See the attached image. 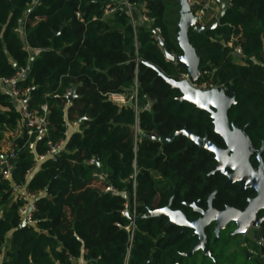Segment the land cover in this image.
<instances>
[{
    "label": "trees",
    "instance_id": "trees-1",
    "mask_svg": "<svg viewBox=\"0 0 264 264\" xmlns=\"http://www.w3.org/2000/svg\"><path fill=\"white\" fill-rule=\"evenodd\" d=\"M111 2L0 0V78L10 80L27 70L15 86L28 89L30 111L41 114L47 106V133L28 135L18 103L0 85V155L15 153L9 157L10 179L0 164V264H125L129 249L127 264H177L198 238L180 234L167 218H144L133 224L131 242L124 229L132 223L122 215L125 205L130 200V212L140 215L165 205L172 193V204L179 207L183 195L203 201L206 193L221 189L220 176L205 183L203 174L215 163L208 152L198 159L197 147L187 146L185 136L166 144L153 138L184 128L200 136L213 133L210 114L181 101L179 89L145 64L176 80L188 74L186 65L166 59L155 38L159 29L169 52L182 54L176 38L180 2L127 0L135 25L126 9L105 16ZM137 12H145L149 21H138ZM24 19L23 38L16 28ZM189 40L200 58L198 83L235 91L229 116L259 146L264 139V0H229L218 26L206 35L191 31ZM235 46L241 47L242 60L233 56ZM134 91L138 96L132 104L120 106L108 98ZM60 142L62 148L49 156ZM41 155L46 157L38 162ZM14 185L36 195L34 223L21 226L26 199H12ZM260 233L263 237L264 222ZM207 249L215 260L196 251L178 264L223 260L221 248L210 244ZM253 261L261 262L259 256Z\"/></svg>",
    "mask_w": 264,
    "mask_h": 264
},
{
    "label": "water",
    "instance_id": "water-1",
    "mask_svg": "<svg viewBox=\"0 0 264 264\" xmlns=\"http://www.w3.org/2000/svg\"><path fill=\"white\" fill-rule=\"evenodd\" d=\"M180 2L179 9V33L178 44L182 50V54L175 55L169 52L163 39L159 37V43L164 49L165 57L168 61L181 63L188 67V77H183L180 80L172 79L168 77L158 66L145 62L148 66L152 67L160 77H162L173 88L179 89L181 92V101H188L192 103L197 109L208 111L213 118L214 130L217 134L221 135L227 146L226 149L220 147L217 143L210 141L207 137H201L188 129H182L180 131L175 130L167 137H159V135L153 137L159 139L163 144L173 141L178 136H185L188 138V145H197L199 147L198 158L201 155L202 150L209 151L215 155L218 164L213 167L212 172L221 171L228 178V183L237 181L242 187L240 190H244L248 187L256 189L258 196L250 199L247 208L241 211L234 207H227L224 211H217L212 206L210 200L208 209H200L199 212L203 215L202 218L189 220L185 213L181 210H173L169 203L163 208L150 209L145 214L134 216L128 213L127 216L138 222L144 218H161L166 217L169 220V225L180 228L179 233H185L186 230L196 228L193 235L198 238L191 251L181 253L178 263L183 257H191L196 251H202L204 256H209L214 259V255L207 249L206 243L208 241L204 228L207 225H211L212 221L218 223L215 233L218 238L219 230L224 224L233 220L237 225L235 234H245L248 227L253 224L255 226L261 222L262 219H257L256 214L259 209H264V162L261 158L264 145L260 149L256 150L253 142L246 134L244 128H239L234 122L230 124L228 118V112L236 104V93L233 90L231 94L225 92L223 88H210L200 89L193 86L198 82L201 77L200 58L196 53L194 47L191 46L189 40V34L193 31L196 34L206 35L209 31L215 29L222 18L225 16L228 10V1H221V11L217 16L208 24L202 25L197 19V16L193 8L189 5L187 0H178ZM32 61V58L31 60ZM128 104H132L128 102ZM232 152L231 156L228 153ZM255 153L259 155L260 160L259 174H257L250 163V157ZM1 160L6 161L7 155H0ZM247 177L244 180L242 177ZM261 182L252 183L253 180H259ZM213 195L210 197L212 198ZM186 204V203H185ZM189 206H196V203L189 204ZM131 205L129 206L130 211ZM26 224V217L22 218L21 226Z\"/></svg>",
    "mask_w": 264,
    "mask_h": 264
},
{
    "label": "built area",
    "instance_id": "built-area-1",
    "mask_svg": "<svg viewBox=\"0 0 264 264\" xmlns=\"http://www.w3.org/2000/svg\"><path fill=\"white\" fill-rule=\"evenodd\" d=\"M189 5L193 8L198 21L200 22V24L202 25H206L205 22V16L206 13L208 12V10L211 9V5L209 1H205V2H199V0H187ZM229 2V0H228ZM126 9V13L131 16L132 19V5L130 3L127 2V0H112L111 3H108L104 9V15L105 16H109L111 14H113L115 11H122ZM77 16L80 17V13L77 12ZM25 20L21 21L20 26L18 28H16V31L24 38L25 37V28H24V24H25ZM142 20L143 21H149V18L146 16L145 12L142 13ZM133 22V19H132ZM135 25V23H133ZM159 34L160 31L159 29H156L155 31V38L157 40H159ZM232 54L235 58H237L238 60H242L243 58V54H242V49L240 46H235L233 47V51ZM27 73V70L25 69H21L17 76L13 79L7 80V79H2L0 78V85H7L8 86V91L9 93H11L12 97L15 99V101L18 103L21 114H22V118H23V122L25 123V127L28 130V135H31L32 133H35L37 135V137H41L44 134L47 133V128H46V113H47V106L44 105L42 106L43 109V113H39L38 111H30V109L28 108V103L26 100V95L28 93V89L21 91L20 89H18L15 86V82L23 77L25 74ZM183 77H188V74H184L182 76ZM193 86L195 88H200L203 90L206 89H210V88H223L225 90L226 93H228V88L224 87V86H217V85H212V84H207V83H194ZM67 94L70 96L72 95V91L69 90L67 92ZM137 92L134 91L129 97L124 95V94H118V93H109L108 94V98L110 100H112L113 102L117 103L118 105L122 106L128 102H131L132 100L137 101ZM72 125L75 126L77 125V122H72ZM62 142L54 145L51 148V151L48 153L49 156H54L61 148H62ZM29 148L34 150V144L30 143L29 144ZM15 156V153L13 150H11V152L9 153V155H7L8 159L6 161H3L0 159V164L2 166H4L6 169L4 170V177L6 179H10V175H11V171L13 169V166L9 160V157L13 158ZM45 155H41L37 158V161H42L45 159ZM91 163H93L94 161H90ZM135 185V182H134ZM106 190L111 191L113 190L112 188L108 187ZM11 197L13 200H17V199H26L25 204L20 208V214L22 215V217H26V223H34V221L32 220V211L35 210V194H32L28 191H26L25 189H23L21 186H17L14 185L13 186V190L11 193ZM128 203V202H127ZM131 204L128 203L125 205V209L122 211V215L127 216L128 213H131L129 211V206ZM134 216H138L135 212L131 213ZM135 221L132 220V223L130 225H126L124 226V229L127 230L130 234V241L132 242L133 240V227ZM256 247L258 248V253L257 256H259L260 258V264H264V236L259 237L256 240ZM251 254H254L253 251L250 252ZM129 255H130V249L128 250L127 253V258H126V263L129 259ZM74 262L76 264H84L82 261L80 260H74Z\"/></svg>",
    "mask_w": 264,
    "mask_h": 264
},
{
    "label": "flooded vegetation",
    "instance_id": "flooded-vegetation-1",
    "mask_svg": "<svg viewBox=\"0 0 264 264\" xmlns=\"http://www.w3.org/2000/svg\"><path fill=\"white\" fill-rule=\"evenodd\" d=\"M208 113L210 114V118H211V121L213 124V118L211 116V113L210 112H208ZM228 118H229L230 124L234 122L239 128L245 129V126H239L236 123L235 119L230 118L229 112H228ZM184 129H187V128H184ZM245 132H246V130H245ZM246 134L248 135L247 132H246ZM201 137H207L210 141L217 143L223 149L227 148L225 141L222 138V136L215 132L214 124H213L212 136L209 137L208 135H204ZM249 138H250V136H249ZM251 141H252V139H251ZM188 142H189V140H188ZM193 145L197 147V155L196 156L198 158L199 147L195 144H193ZM262 145H264V139H262L261 144L259 146H256L254 144L256 150L260 149ZM187 146H188V143H187ZM205 152H208L209 155L212 156L213 161L215 162L211 165V168L209 169V171L206 172L205 174H203L204 178H205V183H207L212 176L215 178H216V176H220L219 180L222 181L221 189L214 188L212 191L206 193L203 196L204 197L203 201L199 197L194 198L191 201H188V200H186L185 195H183L179 207H175L172 204L173 199H174V198H172L170 207L173 210L183 211L189 220L202 218L203 215L199 212V210L200 209H204V210L208 209L210 200L212 202L213 208H215L217 211H220V212L224 211L227 207H234V208H237L241 211H244L249 204V200L258 196V191L256 189L251 188V187H248L244 190H240L242 186L237 181H233L232 183H228L229 178L224 173H222L221 171H218V170L215 172H212L213 167H215L218 164V161L216 160L215 155L209 151L202 150L201 155L205 154ZM231 154H232V152L228 153L229 156H231ZM201 155H200V157H201ZM258 157H259V155L257 153H255L253 156L250 157V163L252 164V166H253V168L257 174H259V167H260V160L258 159ZM261 158L264 162V148H263V151L261 153ZM263 171H264V168H263ZM242 178L244 180H247V177H245V176H243ZM257 181L261 182L262 181L261 177L259 180H253L252 183L256 184ZM212 195H213V197L210 198ZM171 197H172V195H171ZM171 197L168 199V202L165 205H163L162 207H158V208L165 207L169 203ZM194 202L196 203L195 207L187 205V203L192 204ZM256 217H257V219H262L261 222H259L257 226L251 224L248 227V229L246 230L245 234H237V233L235 234V231L237 230V225L235 224V222L233 220L227 221L224 224V226H222L220 228L218 238H216V233H215V230H216V227L218 226V223L215 221H212L211 225H207L204 228V231L206 232L207 239H208V241L206 243V247H208L210 244H212V245H215V247L223 248V247H226V245L231 243V242H237V240L240 238L241 239L240 245L244 246L243 248H244V252L246 251V253H245L246 256H247V252H248L247 250H249V249H250V251H253L254 254L258 253V248L255 245V239L258 236L259 237L262 236L260 231H261V225L264 222V209H262V208L259 209L257 211ZM161 218H166V217H161ZM168 225H169V220H168ZM176 228L178 229V231H180V228H178V227H176ZM195 230H196V228H191V229L186 230V232H191L192 236H194L193 232ZM251 230L253 232H252L250 238H245L247 233H249ZM252 257L257 258L254 255ZM215 258L216 257L214 256V260H215ZM250 258H251V256H247V259H250Z\"/></svg>",
    "mask_w": 264,
    "mask_h": 264
},
{
    "label": "rangeland",
    "instance_id": "rangeland-1",
    "mask_svg": "<svg viewBox=\"0 0 264 264\" xmlns=\"http://www.w3.org/2000/svg\"><path fill=\"white\" fill-rule=\"evenodd\" d=\"M211 4L212 3H210V5ZM174 9H175V6H174V4H172V9L171 10H174ZM211 9H212V6H211ZM210 11H212V10H209L208 12H210ZM220 11H221V9L218 8V9H216V10L210 12V13H206L207 15L205 16V18L206 19H214L217 16V14L220 13ZM133 23H136V22L133 20ZM206 24H208V23H206ZM176 38L178 39V34H177ZM10 135L11 134H8L6 146H4V148H3V152L4 153H7L8 150H9V146H10V144H9L10 142L9 141L11 140V139H9ZM10 138H11V136H10ZM127 197L129 198L131 196L127 195ZM128 203H130V200L128 201ZM252 232L253 231L251 230L249 233H247L245 238H250ZM240 241H241V239L239 238L237 240V242H231V243L227 244L226 247L221 248L222 251L224 252L223 260L222 261H218V262H214V263L215 264H255L253 259H248V261L247 260L245 261V253H246V251L244 252V248H243L244 246L240 245ZM229 259H231V260H229ZM230 261H232V262H230ZM177 264H178V262H177Z\"/></svg>",
    "mask_w": 264,
    "mask_h": 264
},
{
    "label": "crops",
    "instance_id": "crops-1",
    "mask_svg": "<svg viewBox=\"0 0 264 264\" xmlns=\"http://www.w3.org/2000/svg\"><path fill=\"white\" fill-rule=\"evenodd\" d=\"M205 1H209L210 3H212L211 4V6H212V10L214 11V10H216V9H221V1L222 0H199V2H205ZM226 1H228V0H226ZM138 13V17H137V19H139L138 21H140L141 22V20H142V14L141 13H139V12H137ZM135 21V20H134ZM136 22V21H135ZM4 89V91L5 92H7V90H8V86L7 85H3L2 86ZM259 238V236L255 239V243H256V240ZM256 245V244H255ZM248 252L250 253L251 251H250V249L248 250ZM251 254V253H250ZM256 254V253H255ZM255 254H251L252 256L254 255V256H256L257 258H253V259H258V256H257V254L255 255ZM224 256V255H223ZM1 259H2V255H0V262H1ZM255 262V261H254ZM256 264V263H255Z\"/></svg>",
    "mask_w": 264,
    "mask_h": 264
}]
</instances>
